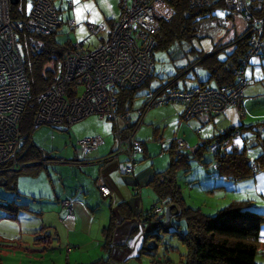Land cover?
Returning a JSON list of instances; mask_svg holds the SVG:
<instances>
[{"label":"rangeland","instance_id":"1","mask_svg":"<svg viewBox=\"0 0 264 264\" xmlns=\"http://www.w3.org/2000/svg\"><path fill=\"white\" fill-rule=\"evenodd\" d=\"M53 1L64 20L56 36L60 44L71 40L73 43L85 42L87 47L94 48L99 43L102 34L91 32L87 27V22L104 25L107 28L111 21L119 18L121 12V0ZM25 5L26 11H29L30 0H26ZM212 11V17L200 23L197 37L192 45L206 54L216 50V47L217 49L224 48L225 51L220 52V56L224 57L232 51V43L235 39L245 35L248 25L241 13L230 10L224 5L217 6ZM69 19L75 21L77 26L74 29H71L67 23ZM182 55V51L177 46L169 51H155L156 75L150 83L152 88L165 84L169 75L177 74V69L180 67L184 69L182 73H186L184 77H180L181 73L176 77H179L177 84L181 87L185 84L194 86L208 79L209 72L206 69L196 63L187 66L188 60L194 59L198 54H191L189 59ZM245 75L249 80L243 99L246 114L240 116L237 110L231 107L233 108L231 109L232 126L236 123V126L244 125L245 129L238 141L240 146L247 145L252 156L258 154V149L249 147V145L253 146L257 136L264 138V58L251 57ZM152 88L145 86L136 92L137 97L132 106L133 118L136 117L135 112H138V109L145 103L146 96ZM82 91L83 86L80 88V93ZM184 108V103L169 102L149 110L144 124L136 133L137 139L145 143L151 153L147 159H138L140 166L148 162L146 165L152 173L163 171L169 164V159L164 161L163 156L164 154L166 157L170 156L172 143L178 139L190 141V148L182 149L183 152L189 153V170L181 168L177 173V183L181 187L186 205L201 208L204 213L215 215L220 209L239 202L242 208L250 209L264 218V169H258L252 177L239 180L219 176L217 161L212 150L204 149L200 155H196L192 149L197 144H202L205 141L204 138L214 135L211 134L214 120L217 119L220 124L224 115H217L213 121L202 125V123H197L200 117L184 119L182 116ZM97 118L79 123V130L84 133L82 136L92 135L95 129L101 132L107 131L110 120L108 122L105 121L107 119L103 121ZM250 125H253L257 132L250 129ZM63 126L42 124L35 128L29 140L31 145L38 148L40 152L38 155L41 156L24 162L22 169H15L18 170L17 172L8 169L0 174V202H13L14 206H19L16 217L12 218L9 217L5 207H0V239L5 238L3 243L15 246H0V249L4 250L1 260L3 259L5 264H69V258L72 260L77 252L78 255L81 254L79 242L95 244L93 238L99 234L98 223L102 221V218L106 219V212L110 209L109 204L103 203L104 200L101 202L93 177L81 168V163H83L81 159L85 155L79 157L77 154V150L81 149L75 134L78 129L72 128L74 126L65 129ZM158 129L159 137L162 138L159 141L155 136V131ZM226 129L228 128L218 127L215 133L217 135ZM161 142L165 144L162 145ZM81 151L85 153L84 150L81 149ZM89 155L86 156L94 158ZM120 156L125 158L124 155ZM97 162L99 165L100 160ZM115 166L116 164H112L110 169L112 170ZM97 172L99 173L98 170ZM120 174L118 170L117 175L114 176H121L119 178L121 182L133 176ZM4 178L13 179L15 184L5 185ZM107 184L112 183L107 182ZM87 185L92 191L91 202L86 204L85 200L82 201L81 198L84 196L81 194L82 189ZM141 190V193L136 194L137 201L134 199V202H131L133 207L131 218L126 219L124 224H119L117 227L122 231L133 232L134 227L137 226L138 233L144 232L148 235L149 252L145 251L140 255L139 249L145 242L144 236L140 241L139 249L134 254V260L131 259L130 262L182 264L187 248L177 233L186 221L175 214L169 222L166 221V217L160 218V215L165 214L169 205H162L161 199L147 183L142 184ZM121 193L124 194L123 191ZM64 199L72 203L75 214H70L62 205ZM118 203L121 201L116 203V207ZM155 203L164 206V213L150 217L147 213L151 211ZM141 211L148 217L145 227L141 225L138 217ZM104 212L105 216L102 214ZM173 223L177 224L176 233L172 230L165 232L160 228V224L171 228ZM153 232L158 234L159 238L153 237L150 240ZM260 238L264 242V221L261 222ZM18 245H21L23 249L17 247ZM69 248L73 253L68 251ZM139 255L141 260L136 257ZM257 261L264 264V248L258 252Z\"/></svg>","mask_w":264,"mask_h":264},{"label":"built area","instance_id":"2","mask_svg":"<svg viewBox=\"0 0 264 264\" xmlns=\"http://www.w3.org/2000/svg\"><path fill=\"white\" fill-rule=\"evenodd\" d=\"M192 7H208L223 4L230 10L241 13L247 22L250 49L242 66L236 69L233 84L212 87L196 85L188 88L172 87L165 83L152 88L143 106L133 118V109L122 110L120 93L124 90L141 88L154 76L155 46L161 21L173 14L168 0H123V11L110 27L108 39L94 48L85 42L73 43L65 48L63 69L58 77L36 97L35 124L64 125L97 115L113 123L115 149L100 164L125 156L123 172L133 175L139 164L138 157L145 151V143L136 137L153 106L169 102L184 103V119L193 117H215L234 107L240 116L245 115L244 92L249 84L245 72L249 59L264 57V18L256 17L252 4L262 0H188ZM10 0H0V170L21 169L24 164L17 157L21 151V119L31 99V82L26 70V57L19 42L20 31L36 34H57L64 24L60 11L52 0H36L24 20H14L10 14ZM71 29L77 25L67 22ZM91 32L103 34L105 26L87 22ZM83 91L80 93V88ZM232 139L215 142L212 152L237 144L239 131ZM85 153L105 143L100 136H86L78 140ZM177 149L190 148L183 139L176 140ZM225 148V149H226ZM193 151L197 150L195 146ZM100 179L98 180V182ZM102 196L111 194L110 188L99 183ZM162 205H167L165 199ZM62 205L73 214L72 203L64 199ZM154 215L164 213V206L154 204ZM141 221L145 219L140 217Z\"/></svg>","mask_w":264,"mask_h":264},{"label":"trees","instance_id":"3","mask_svg":"<svg viewBox=\"0 0 264 264\" xmlns=\"http://www.w3.org/2000/svg\"><path fill=\"white\" fill-rule=\"evenodd\" d=\"M25 1L19 0L17 4L10 3L12 19L24 20L28 17L30 10L26 11ZM35 1L30 0V9ZM168 1L174 11L170 18L161 21L160 29L156 34L157 43L154 51H169L177 46L182 51V57L184 58L189 59L191 54H198L194 59L188 60L187 66L196 63V65L201 66L209 72V77L197 85L216 87L233 84L236 80V69L243 65L250 49L247 36L244 35L242 38H236L232 43V51L224 57L220 56V52L225 51L224 48L217 49L218 47H216V50L206 54L203 50H199L192 45V42L197 37L200 23L212 17V10L223 4L208 7H192L188 0ZM122 2L123 0L120 1V15L123 11ZM251 8L256 17L264 18V0L252 4ZM118 19H114V21ZM114 21L110 23L112 24ZM18 35L26 57V70L32 88L31 99L21 119L22 146L17 159L21 163H24L30 161L33 157L41 156L38 155L40 153L37 150L38 148L31 145L29 140L34 129L40 126L35 124L37 112L36 97L50 86L61 73L63 69V52L73 42L68 40L60 44L56 38L57 34H36L24 30L20 31ZM177 71V74L169 75L167 81H165L171 84L172 87L179 86L177 84L179 77L176 78L179 73L182 75L180 77H184L186 74L182 73L184 71L182 67L178 68ZM154 76L141 88L145 86L152 88L150 83ZM141 88L124 90L120 93V107L122 110L133 109V102L137 97L136 92ZM249 128L257 132L253 125H250ZM243 129H245L244 125L228 128L208 141L197 144V150L190 152L200 155L202 150L210 148L213 143L225 142L228 139H232L231 137L234 135L233 132L235 130H238L239 134H242ZM230 143L225 144V148ZM249 147H257L258 154H253L252 156L254 157H252L247 145L240 146L239 143L238 145H231L230 148L219 149L217 152H213L217 161L219 176L239 180L252 177L258 169H264V138L257 136L253 146L251 144ZM188 154L187 152H183L182 149L178 150L176 142H173L170 148L171 159L167 168L163 171L155 172L148 183L155 194L161 199V204H163L162 202L165 199H169L168 205H174L173 212L175 215L186 221L187 231L183 234L177 233L187 248V253L182 259V264H260L257 261V255L264 248V242L260 238V227L264 218L260 214L250 209H244L239 202H234V204L220 209L215 215H209L204 213L201 208L187 206L184 202L181 187L177 183V173L181 168L189 170ZM1 167L3 166L1 165ZM6 171L8 170H0V174ZM15 171L17 172L18 170ZM4 181L5 185H9V183L15 184L13 179L4 178ZM14 204L13 202H0V207L7 209L10 218L16 217L19 209V206H14ZM125 204H120L118 209L125 219H129L133 212ZM126 209L128 210L127 214H125ZM147 215H150V217L156 216L153 214L152 209ZM138 217L148 220V217L143 212H140ZM117 225L116 215L112 211L110 222L103 230L105 237L104 246L107 251L111 247ZM165 232H169V230L166 229ZM3 239L5 238L0 239V246H8L3 243ZM68 251H71V248ZM0 264L2 263L0 262ZM91 264L105 263L102 260H97Z\"/></svg>","mask_w":264,"mask_h":264},{"label":"crops","instance_id":"4","mask_svg":"<svg viewBox=\"0 0 264 264\" xmlns=\"http://www.w3.org/2000/svg\"><path fill=\"white\" fill-rule=\"evenodd\" d=\"M110 27H111V25H109L107 28L105 27L106 29H104L103 34L100 36V41L97 45H99L104 40L108 39ZM97 45H95V46H97ZM178 87H181V86H178ZM184 87L188 88V87H192V86L185 84L182 86V88H184ZM248 88L246 90H248ZM244 97H245V95H244ZM153 107H155V106H153ZM228 109H229V112H227V110H226V112L224 114H222V115H224V117L222 118L220 124L218 123L217 119L214 120L215 118H213V117L200 116V119L197 121V123H202V125L209 123V122L214 120V126L212 127V131H211L212 132L211 134H214V135L212 137H209V138H204L205 142L208 141L209 139L213 138L214 136H216L215 132L217 131L218 127L230 128V126H232V124H233L232 117L233 116H232V110L231 109H233V108L230 107ZM184 110H185V108H184ZM184 110H183V112H184ZM97 117H99V116L90 115V116L84 118L83 120L72 124L71 126H63V127H65V129L67 127L71 128L72 126H74L72 128H77L78 132L75 134H76L77 140H79L83 137H86V136H82L84 133H82L81 130H79L80 129L79 123L89 121V120H91L93 118H97ZM99 118H97V119L98 120L101 119L104 121V119H102V118L99 119ZM219 118H221V117H219ZM145 119H146V117H145ZM105 121L109 122V120H105ZM144 122H145V120H144ZM236 125H237V123L234 126H236ZM234 126H232V127H234ZM106 130L107 131H105V132H103V131L101 132L98 129H95L94 133H92V135H89V136H100V137L104 138V141H105L104 144L98 146L96 149L91 150L87 153H84L83 151H81V149L77 150V154L79 157H82L85 155V157L81 159V160H83V163H81L82 164L81 168L86 173L91 174V176L93 177L94 183H95V187L99 193V199L101 200V202H102V200H104L103 203L109 204L110 209H108V211L106 212V219L104 217V219L102 218V221H99V223H98L99 234L96 235L95 238H93V240L95 241V244L90 245V243H88V242L87 243H80L79 242L81 254L78 255V252H77V255H74V258L72 260H71V258H69V260H68L69 264H73V263H75V264H91L92 262L97 261V260H102V261H104L105 264H143L142 261H141V263H138L136 261H134V262H130V261H131V259H133L135 252L139 249L140 241L144 236H145L144 237L145 242L139 249L140 255L142 254V252H143V254L145 251L149 252L148 245H147V242H148L147 233H144V232L138 233L139 228L137 226L134 227L135 229L133 232H126V231H122L120 229H117L118 225L124 224L125 220H126L122 216L121 211L118 209V207L121 203L122 204L126 203L129 206V208L131 210H133V207L131 206L132 205L131 202H134V199L135 200L137 199L136 194H138L139 192L140 193L142 192V190H141L142 184L147 183V185H148L149 181L152 179L155 172L152 173L151 171H149V166L146 165V164H148V162H146L144 164L145 166L144 165L140 166V164H138V166L136 168V172H135V174H133L132 178H129L128 180L124 179L121 182V180L119 179L121 176L115 177L114 175H117L118 170L121 173L120 175L125 174L123 172V167H124L123 165H124V161H125V158L123 156H119L118 158L113 159V161H109L107 163L98 165L97 160H102L104 158H107L115 149V140H114V135L112 133L113 132V123L111 121H110L109 128ZM159 134H160V132L158 129L155 131V136L157 137L158 141L162 139L159 137ZM161 144L164 145L165 142H161ZM187 144L188 145L191 144L190 141H188ZM89 154L92 155L94 158H89L88 156H86ZM150 154L151 153H150L149 148L147 146H145L144 153H141L139 155L140 157H138V159H140V160L147 159L148 155H150ZM79 157H76V158H79ZM163 158H164V161L169 159V162H170L171 155L169 157H166L164 154ZM112 164H116V166L114 168H112V170H111L110 166ZM89 166H91V167H89ZM108 169L110 171H108ZM97 170L99 171V173L97 172ZM99 179H100V181L98 182ZM107 182H110L112 184L109 185V184H107ZM99 183L106 184L110 188L111 194L108 197L102 196V193H101L100 188H99ZM85 189H86V191H85ZM91 191H92V189L89 185H87L86 187H84L82 189L81 195H83L84 197L81 199H82V201L85 200V202L84 201L83 202L86 204L88 202H91ZM122 191L124 192V194H128V195H124L123 193H121ZM128 196H130L129 199H128ZM119 201H121V203H118L119 205H117V207H116V203ZM113 205H114V207H113ZM98 206H99V204L97 205V207ZM97 207H96V210H97ZM127 209L125 211V214L128 213ZM112 211L116 215L118 225H117L116 230H115V234H114V238H113L111 247L107 251L106 247L104 246L105 237L103 234V230L110 222ZM73 214H75V209H74ZM102 214H103V216H105V212ZM96 215L97 214L95 211V216ZM140 219L141 218L139 217V220ZM147 221H148L147 219H145L144 222H142L140 220L141 225L143 227L147 226ZM176 225H177L176 223H173V224H171V228H169L168 226H162L160 224V228L164 229V231L167 229L169 231L172 230L173 232H176L175 231ZM186 229H187V227H186V225H184L183 227H180V231L178 230V233L183 234L187 231ZM152 234L153 235H152V238L150 240H152L153 237L159 238L158 234H156L154 232ZM75 243H77V242H75ZM8 246L11 247L13 245H8ZM130 246H132V248H130ZM13 247H15V246H13ZM17 247H20L21 249H23V247L21 245H18ZM3 253H4V250H0V262L1 263L4 261L3 259L1 260V256ZM71 253H73V251H71ZM74 254H76V252H74ZM114 255H115V257H114ZM140 255L136 256L137 258H139L138 260H141Z\"/></svg>","mask_w":264,"mask_h":264},{"label":"water","instance_id":"5","mask_svg":"<svg viewBox=\"0 0 264 264\" xmlns=\"http://www.w3.org/2000/svg\"><path fill=\"white\" fill-rule=\"evenodd\" d=\"M10 2H11V4H17V3L19 2V0H10ZM173 207H174V205H169V206L167 207V209H166L165 214L160 215V218H162V217H166V221L168 222V221L171 219L172 215L175 214V213L173 212Z\"/></svg>","mask_w":264,"mask_h":264},{"label":"snow or ice","instance_id":"6","mask_svg":"<svg viewBox=\"0 0 264 264\" xmlns=\"http://www.w3.org/2000/svg\"><path fill=\"white\" fill-rule=\"evenodd\" d=\"M237 143H239V141H237Z\"/></svg>","mask_w":264,"mask_h":264}]
</instances>
